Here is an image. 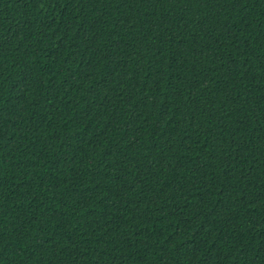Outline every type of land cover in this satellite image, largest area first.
Segmentation results:
<instances>
[{
    "label": "trees",
    "instance_id": "obj_1",
    "mask_svg": "<svg viewBox=\"0 0 264 264\" xmlns=\"http://www.w3.org/2000/svg\"><path fill=\"white\" fill-rule=\"evenodd\" d=\"M0 264H264V0H0Z\"/></svg>",
    "mask_w": 264,
    "mask_h": 264
}]
</instances>
